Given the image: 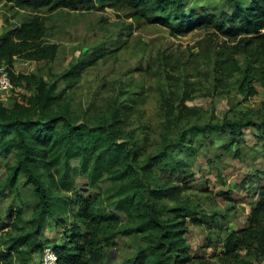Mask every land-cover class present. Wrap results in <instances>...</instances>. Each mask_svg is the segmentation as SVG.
<instances>
[{
  "label": "rangeland",
  "instance_id": "374dc122",
  "mask_svg": "<svg viewBox=\"0 0 264 264\" xmlns=\"http://www.w3.org/2000/svg\"><path fill=\"white\" fill-rule=\"evenodd\" d=\"M253 1L243 3L249 6ZM181 7L198 15L212 8L217 16L223 17L220 11L231 13L225 0H186ZM32 17L44 21V40L56 45L58 52L53 59L30 64L15 57L10 67L16 74L32 77V83H14L11 93L0 92L2 104L8 109L25 104L26 97L34 94V77L43 76L56 83L51 113L91 126L110 124L120 141L138 150L142 164L178 142L183 133L186 142L170 148L171 156L153 169L152 184L168 189L158 206L185 208L181 214L189 245L185 264H264V256L255 250L227 256L225 248L228 234L248 224L264 187V73L254 76L264 70L248 56L255 47L242 44L241 39L231 42L211 25L174 33L163 24L146 21L126 5L35 10L11 0H0V43ZM221 17L218 23H225ZM226 60L231 65L227 74L222 68ZM7 66L0 62V68ZM35 111H31L34 116ZM224 122L240 125L209 133L188 130ZM16 160L14 153L0 159L2 255L12 238L34 230L32 220L40 203L24 176L14 185L7 184L8 164ZM72 166L78 167L79 160L72 161ZM43 179L54 197L59 192L68 197L82 192L92 196L100 209H113L116 188L109 174L94 185L87 176L76 175L71 192H56L46 174ZM62 205L60 201L58 209ZM74 209L69 204L57 219L46 221L38 236L43 249L28 257L24 248L26 260L15 253L14 264H42L47 247L62 245L72 235L70 227L77 222ZM174 217L161 214L163 221ZM60 219H65V226L58 224ZM127 225V217L122 216L118 226L107 228L104 237L109 239L101 238L104 243L95 248L100 251L99 264H124L148 246L145 233H127Z\"/></svg>",
  "mask_w": 264,
  "mask_h": 264
},
{
  "label": "trees",
  "instance_id": "16d2710c",
  "mask_svg": "<svg viewBox=\"0 0 264 264\" xmlns=\"http://www.w3.org/2000/svg\"><path fill=\"white\" fill-rule=\"evenodd\" d=\"M11 1L35 10L62 6L79 10L99 5H126L146 21L163 24L174 33H187L191 28L211 25L231 42L241 39L242 44L254 46L255 49L248 56L251 55V59H255L254 62L264 70V0H254L249 6H245L243 0H225L231 13L223 14L220 11L223 17L217 16L213 8L211 11L203 10L202 15L195 11L186 13L181 7L186 0ZM219 17L225 23H218ZM45 31L44 21L32 17L14 30L13 37H7L0 43V62L9 65L7 69L13 84L20 85L24 81L32 83V77L16 74L10 67L15 57L41 61L56 56L58 47L44 40ZM228 66L231 65L226 60L222 66L225 74L231 71ZM261 73L264 72L260 70L257 75L254 72V76ZM34 84V94L26 97V105L16 103L13 109H8L0 101V159L13 153L17 159L14 165L8 164L7 184L14 185L20 176H24L33 185L40 200L32 220L34 230L11 239L9 248L0 259L3 264H14L15 253L21 261H25L27 257L22 258L25 254L30 257V254L41 251L43 244L38 240L41 227L46 221L57 219L69 204H74L76 208L72 216L77 222L70 227L72 235L65 238L62 245L53 247L58 257L57 264H99L100 251L98 253L95 249L96 245L104 243L101 238L109 239L104 237L109 233L107 228L118 226L122 216L127 217V233L130 230L144 232L148 241V246L124 264H185L189 259L188 255L185 256L189 249L185 238L186 222L181 215L185 208L158 206L157 201L168 194V189L152 183L155 181L153 169L161 164L162 159L171 156L168 152L171 147L183 144L187 137L180 134L178 142L142 164L138 160V150L120 141L118 132L110 124L91 126L86 122H74L66 114L51 113L56 101V83H50L43 76H35ZM32 110H36V116ZM239 125L235 122L220 125L207 123L188 130L192 133H209L234 129ZM75 159L79 160L78 167L72 166ZM44 174L56 192L60 189L73 191L75 176L79 174L87 176L91 185L101 181L105 175H111L116 188L112 211L100 209L92 196L82 192H74L70 202L66 201L70 197L60 192L58 197H54L43 179ZM70 179L73 181L65 185ZM178 181L182 182V179ZM60 201L64 206L58 209ZM164 212L174 214V219L163 221L161 214ZM251 214L244 228L228 234L225 242L227 256L240 250H255L264 256V187L259 191V201ZM65 223V219L58 222L63 226ZM24 248L25 254L22 251Z\"/></svg>",
  "mask_w": 264,
  "mask_h": 264
},
{
  "label": "built area",
  "instance_id": "2783aa9c",
  "mask_svg": "<svg viewBox=\"0 0 264 264\" xmlns=\"http://www.w3.org/2000/svg\"><path fill=\"white\" fill-rule=\"evenodd\" d=\"M26 64H30L31 61H26ZM15 89V86L11 80L9 71L7 67L0 68V92L1 93H11ZM2 245L0 243V257L2 256L3 252ZM44 257L42 260V264H57L58 257L54 251L53 247H47L45 249Z\"/></svg>",
  "mask_w": 264,
  "mask_h": 264
}]
</instances>
